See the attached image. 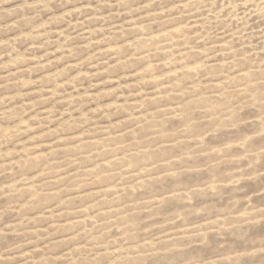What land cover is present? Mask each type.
I'll list each match as a JSON object with an SVG mask.
<instances>
[{
  "label": "rangeland",
  "instance_id": "rangeland-1",
  "mask_svg": "<svg viewBox=\"0 0 264 264\" xmlns=\"http://www.w3.org/2000/svg\"><path fill=\"white\" fill-rule=\"evenodd\" d=\"M0 264H264V0H0Z\"/></svg>",
  "mask_w": 264,
  "mask_h": 264
}]
</instances>
